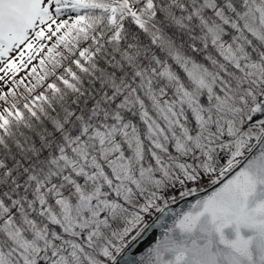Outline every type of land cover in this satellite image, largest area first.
Segmentation results:
<instances>
[{"label": "snow or ice", "instance_id": "1", "mask_svg": "<svg viewBox=\"0 0 264 264\" xmlns=\"http://www.w3.org/2000/svg\"><path fill=\"white\" fill-rule=\"evenodd\" d=\"M0 264H264V0H0Z\"/></svg>", "mask_w": 264, "mask_h": 264}, {"label": "water", "instance_id": "2", "mask_svg": "<svg viewBox=\"0 0 264 264\" xmlns=\"http://www.w3.org/2000/svg\"><path fill=\"white\" fill-rule=\"evenodd\" d=\"M206 187H208V188H209V190H210V186H206ZM200 194H201V195H205V194H206V192H201ZM190 199H194V198H190Z\"/></svg>", "mask_w": 264, "mask_h": 264}, {"label": "rangeland", "instance_id": "3", "mask_svg": "<svg viewBox=\"0 0 264 264\" xmlns=\"http://www.w3.org/2000/svg\"><path fill=\"white\" fill-rule=\"evenodd\" d=\"M64 18H66V17H64ZM15 55V54H14ZM21 75H24V73H21Z\"/></svg>", "mask_w": 264, "mask_h": 264}]
</instances>
